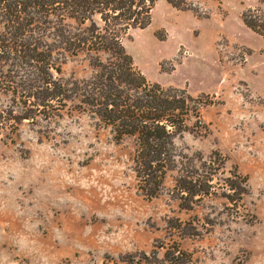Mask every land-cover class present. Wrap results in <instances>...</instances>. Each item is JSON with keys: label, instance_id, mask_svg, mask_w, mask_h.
Returning a JSON list of instances; mask_svg holds the SVG:
<instances>
[{"label": "rangeland", "instance_id": "obj_1", "mask_svg": "<svg viewBox=\"0 0 264 264\" xmlns=\"http://www.w3.org/2000/svg\"><path fill=\"white\" fill-rule=\"evenodd\" d=\"M243 15L264 21V0H156L148 25L130 27L122 42L148 83L199 108L175 136L177 149L211 160L217 176L245 180V192L214 180L184 210L175 173L158 196H143L133 141L116 142L88 114L49 128L23 122L12 142L0 140V264H125L120 256L151 255L167 242L171 218L197 226L178 239L194 264H264V37ZM91 71L82 54L63 58L65 79ZM7 103L0 94V107Z\"/></svg>", "mask_w": 264, "mask_h": 264}, {"label": "trees", "instance_id": "obj_2", "mask_svg": "<svg viewBox=\"0 0 264 264\" xmlns=\"http://www.w3.org/2000/svg\"><path fill=\"white\" fill-rule=\"evenodd\" d=\"M155 1L0 0V94L8 100L0 107V140L12 142L23 122L49 128L64 115L86 113L97 126L109 128L116 142L133 141L131 165L143 196H158L173 172V196L181 209L190 210L212 193L214 180L235 195L245 192V180L217 176L211 160L188 158L177 149L175 136L199 108L191 109L186 104L191 98L176 88L148 83L125 50L122 36L130 27L148 25ZM243 22L264 37V21L243 15ZM78 54L87 58L90 75L65 79L63 58ZM192 224L171 218L168 241L160 240L151 255L118 259L194 264L178 240L197 230Z\"/></svg>", "mask_w": 264, "mask_h": 264}]
</instances>
